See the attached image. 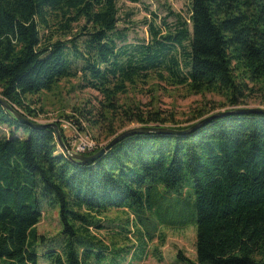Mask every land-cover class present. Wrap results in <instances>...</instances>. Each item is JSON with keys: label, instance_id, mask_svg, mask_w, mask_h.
<instances>
[{"label": "trees", "instance_id": "16d2710c", "mask_svg": "<svg viewBox=\"0 0 264 264\" xmlns=\"http://www.w3.org/2000/svg\"><path fill=\"white\" fill-rule=\"evenodd\" d=\"M117 1L0 0V96L29 119L26 96L76 80L103 101L93 127L119 109L127 121L161 126L170 120L118 106V97L152 77L221 95L234 109L252 87L264 89V0H189L187 18L174 15L176 27L137 46L118 29ZM0 125L11 129L0 138V264H107L97 232H111L103 216L112 208L153 240L146 222L193 225L195 261L178 252L183 264H264L263 114L220 117L187 134H134L88 163L67 158L52 129L20 124L2 105ZM105 130L116 134L112 124ZM45 204L58 210L61 244L40 256Z\"/></svg>", "mask_w": 264, "mask_h": 264}, {"label": "rangeland", "instance_id": "374dc122", "mask_svg": "<svg viewBox=\"0 0 264 264\" xmlns=\"http://www.w3.org/2000/svg\"><path fill=\"white\" fill-rule=\"evenodd\" d=\"M119 10L118 29L124 30L125 43L130 46L146 45L151 41L152 30H164V24L172 30L176 27L174 15L187 18L190 11L189 0H138L136 3L130 0H118ZM164 22V23H163ZM163 34V32H162ZM76 80H63L50 92H41L37 95L26 96L25 104L29 110L34 111L29 120L38 123H55L60 126L66 117L72 116L88 134L101 144H106L115 135L126 129L142 126L135 122L127 121L122 115V109L113 114V119L105 120V124L93 127L89 120L103 119L106 115L100 104L101 97L90 89H78ZM1 97V96H0ZM118 106H138L139 112L158 111L159 116L170 120L161 125L164 127L192 125L200 119L216 112L232 110L221 95L213 93L192 94L182 87H170L164 82L150 78L146 84L139 85L136 89H130L126 95L118 97ZM234 108H262L264 109V89L252 87L242 102ZM18 109V108H17ZM23 113L20 109H18ZM83 112V114H80ZM87 112L91 114L87 115ZM202 113L201 118L197 114ZM196 117L197 119H192ZM116 134L107 135L105 128L111 125ZM155 126V125H148ZM62 130V129H61ZM11 131L6 126L0 125V138L8 136ZM64 136L67 130L61 131ZM18 135L21 134L18 132ZM43 215L36 226L37 234L48 241L41 243L37 240V253L41 256L46 251L56 248L61 244L59 235L61 225L58 218V210L55 206L42 207ZM104 219L111 227L97 232L103 242L109 245L107 264H183L177 259V253L191 262L195 261V233L194 226L187 225L184 228L166 227L161 222H146L148 235L155 234L156 239H149L137 226L136 220L128 219L123 209H109L104 213ZM148 219V218H147ZM129 221V222H128ZM118 228V231H114ZM125 230L126 232H122ZM94 231V230H93ZM122 234L120 236L119 234ZM122 252V255L120 253ZM42 257L38 264H46Z\"/></svg>", "mask_w": 264, "mask_h": 264}, {"label": "water", "instance_id": "95a60500", "mask_svg": "<svg viewBox=\"0 0 264 264\" xmlns=\"http://www.w3.org/2000/svg\"><path fill=\"white\" fill-rule=\"evenodd\" d=\"M0 105L3 106V108L13 117L14 120L19 122L20 124H24L26 126H29L33 129H52L56 136V141L58 144V148L62 151V153L69 159L74 161H79L82 163H88L93 162L97 158H99L102 154H104L107 150H109L113 145L121 141L122 139L134 135V134H143V133H165V134H187L191 133L200 127L206 125L213 119H217L220 117H225L228 115L233 114H263L264 115V109L262 108H234L232 110H226L221 112H216L214 114H210L196 123L192 124L188 129L186 130H173L170 127H164V126H138L133 127L130 129H126L122 131L121 133L115 135L110 141H108L102 148H100L96 153L89 155V156H83L75 154L71 151H69L65 145V143L62 140L61 137V131L57 124L55 123H37L29 120L27 117H25L22 113H20L16 108L11 106L9 103H7L2 97H0Z\"/></svg>", "mask_w": 264, "mask_h": 264}, {"label": "built area", "instance_id": "2783aa9c", "mask_svg": "<svg viewBox=\"0 0 264 264\" xmlns=\"http://www.w3.org/2000/svg\"><path fill=\"white\" fill-rule=\"evenodd\" d=\"M61 129L68 131V135L64 136V143L67 149L75 154L88 156L90 154H93L105 145L96 141L82 127L81 130H79L76 124L72 123L68 119L67 121H63L61 123Z\"/></svg>", "mask_w": 264, "mask_h": 264}]
</instances>
